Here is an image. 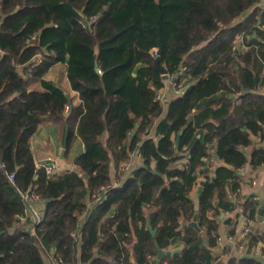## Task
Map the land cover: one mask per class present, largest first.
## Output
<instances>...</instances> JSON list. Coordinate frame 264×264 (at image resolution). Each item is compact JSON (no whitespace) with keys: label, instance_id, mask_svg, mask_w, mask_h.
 Instances as JSON below:
<instances>
[{"label":"trees","instance_id":"1","mask_svg":"<svg viewBox=\"0 0 264 264\" xmlns=\"http://www.w3.org/2000/svg\"><path fill=\"white\" fill-rule=\"evenodd\" d=\"M259 1L0 0V157L16 172L11 182L0 171V264H48L47 250L69 264H136L132 252L137 264H152L156 241L168 249L178 240L183 248L161 264H221L212 252L219 217L237 206L227 187L239 194L240 169L264 165V147L245 149L252 135L264 140V95L257 92L264 90V10L234 23ZM238 36L244 50L233 48ZM160 37V65L177 83L186 79L165 116L164 100L156 98L164 75L153 54ZM58 63L78 102L46 77ZM43 115L61 122L64 136L69 128L68 149L83 140L78 169L48 175L36 166L31 138ZM212 148L216 166L208 161ZM137 149L143 165L114 186L112 162L119 166ZM214 166L204 173L197 209L192 190L201 186L200 171ZM28 189L45 203L35 233L16 218ZM260 206L247 198L242 213L256 220ZM196 213L200 230L186 225ZM253 230L250 251L264 241V231ZM229 264L264 259L246 255Z\"/></svg>","mask_w":264,"mask_h":264},{"label":"crops","instance_id":"2","mask_svg":"<svg viewBox=\"0 0 264 264\" xmlns=\"http://www.w3.org/2000/svg\"><path fill=\"white\" fill-rule=\"evenodd\" d=\"M256 8L257 11L260 13L262 10H264V0H260L255 5H253L249 10L245 11L243 15L236 20L234 23L237 24L238 22L244 20L252 11ZM261 10V11H260ZM260 18V15L258 16V19ZM243 39V38H242ZM241 37H237L236 43L241 44L242 40ZM244 50L245 47H241V50ZM46 77L48 79L53 80L55 83L61 85L65 91L70 96H75V101H79V97L76 92L72 91L66 76V65L64 63H58L50 68V70L47 72ZM186 80V79H185ZM164 87L160 89V91L164 95V103L166 107V111L164 113V116L168 112V105L169 103L181 96L186 89V86L184 87H177L173 78L171 76L164 77ZM33 88H39L41 89V86L39 82L34 81L33 82ZM259 91H263V89H260ZM213 105H217L218 101L217 99L210 100ZM69 112V111H68ZM66 112V113H68ZM159 122V120H156V124ZM155 133V128L153 129V134ZM64 143V125L61 122L53 120L49 115H43L42 122L39 124L37 131L31 138V147L32 152L35 157L36 166H39L42 163H47L49 157H55L59 158V154L63 148ZM264 147V140L260 139V136L258 135H252V144L250 146L246 147V150L250 153L253 147ZM85 150V144L83 140L78 136L76 137L73 142L71 143L70 148L68 149L66 153V158L70 163H73V169L79 168L75 163V158L81 154ZM212 153L215 154L214 149L212 148ZM214 158V156H213ZM131 164V168L133 171L134 169L140 167L143 165V159L141 157L139 149L131 153L130 159L127 160ZM122 164L124 162H121L118 166L115 162H112L111 165V177H112V183L114 186H121L127 177L132 172H122L120 170ZM214 164L215 166L220 164L219 159L214 158ZM215 166L210 170L213 174L215 170ZM63 172L61 170L55 175H59ZM241 174V180H240V188H239V194H237L238 197H233L234 194L231 193L230 188L227 187V191L229 193V197L232 198L233 201H236V208L233 211H229L226 213L228 217L232 218L231 224H226L224 220L221 219V215L219 217V220L221 221L220 225V236H222L223 241L221 243H217L215 247L212 248L213 255L216 258V262H219L221 264H229V261L232 258H239L246 255H250L249 248H242L240 246V242L242 240V232L244 229V226L248 223L245 219L243 213H242V207L241 204L244 203L247 198H253L255 200H261L264 201V165H260L258 167H253L250 163L243 166L242 169H240ZM199 180H204V174L199 175ZM255 180V183H254ZM199 185L196 186L192 190V197L195 201L196 208L199 209ZM235 198V199H234ZM88 204V208L93 206V200L91 199V196H87L85 200ZM217 201V198H216ZM44 207V205L42 206ZM262 207V204L260 208ZM259 208V210H260ZM264 209V207H263ZM89 213L86 212L84 215L81 216V222L85 220L86 216ZM211 214V213H210ZM191 222V221H190ZM189 222V223H190ZM187 223V224H189ZM186 224V225H187ZM251 225L254 229H258L260 231H264V212L262 217L259 216V211L257 215L256 220H252ZM235 228L234 233H230L231 228ZM228 235H231L232 238H229ZM208 239L205 237V242L207 243ZM184 244L182 241L178 240L175 243L171 244L168 249L165 250H181L183 248ZM157 257V256H156ZM264 259V251L262 252V255L260 256ZM132 260L137 264L135 253L132 252ZM156 258L154 259V261ZM48 264H53L52 260L48 258ZM154 263V262H153ZM152 263V264H153ZM82 264V263H78Z\"/></svg>","mask_w":264,"mask_h":264},{"label":"built area","instance_id":"3","mask_svg":"<svg viewBox=\"0 0 264 264\" xmlns=\"http://www.w3.org/2000/svg\"><path fill=\"white\" fill-rule=\"evenodd\" d=\"M0 32H1V20H0ZM241 39H242V37H241ZM241 47H246V45L244 44V41H242L241 44L236 43L233 48H234V50H241ZM2 53L3 52H2V49L0 47V59H1ZM153 54L156 57L159 56L158 48H155L153 50ZM41 57H42L41 55L38 56V60H37L38 62H40L42 60ZM35 64L36 63H33V65H35ZM169 76H171L173 78L175 83L177 82V78L175 77V74L169 73ZM181 86L184 87L183 85H181ZM156 98L158 100H161V101L164 100L163 93L161 91H158ZM68 111H70L69 106H67V108H66V112H68ZM245 149H246V147H245ZM183 155H184L183 162L187 163L191 157V154L189 153V151L187 150L186 147L184 148ZM208 161H214V158L208 159ZM37 167L38 168H45L48 175H55V173L60 171L58 158H55V157H49L47 163H42ZM120 170L122 172H132L131 171L132 170L131 164L129 162L125 161L124 164H122ZM0 171L4 172L8 176V179L11 182H15L16 172L15 171H8L7 166H6L5 162L1 159V157H0ZM254 183H255V180H254ZM101 189L106 191L105 187H102ZM20 193H21V196L23 197V199L26 203V206H25V209L22 213L16 214V218H18L24 226L29 228L32 233H35L37 226L39 224H41L44 220L45 203H44V201L41 200L39 195L35 191H33L32 189H28L26 191H21ZM93 196L95 197L96 201L101 200V196L98 195L97 193H95ZM234 197L235 198L237 197V193H234ZM43 205H44V207H42ZM228 212L229 211H227L226 213H228ZM243 215H244V217L248 223L244 226L240 246L242 248L247 249L246 242L248 241L249 234L251 232H253L254 230H253V227L251 225L252 219H248L245 214H243ZM72 234L74 236H77L79 234V232L77 230V231H74ZM228 237L232 238L231 235H228ZM222 241H223L222 236H219L218 242L221 243ZM263 251H264V241H260L258 246L255 247L252 252H250V255L260 257L262 255ZM46 253L48 255V258H50L52 260L53 264H69L60 255H56L54 253V251H48L47 250ZM155 258H156V256L153 257L152 259H155Z\"/></svg>","mask_w":264,"mask_h":264},{"label":"water","instance_id":"4","mask_svg":"<svg viewBox=\"0 0 264 264\" xmlns=\"http://www.w3.org/2000/svg\"><path fill=\"white\" fill-rule=\"evenodd\" d=\"M256 35V33L254 34V36ZM159 53L161 54L162 53V50H163V42H162V37H160V40H159ZM156 66L158 67V69L161 70V72L163 73L164 77H169V72L168 70L165 68V67H162L160 65V58L157 57L156 58ZM136 74V73H134ZM259 94H263L264 95V92L263 91H257ZM66 95L67 97L70 99V95L66 92ZM135 134V132H132V136ZM181 137H182V132L180 133V135H178L177 137V142L179 143L180 140H181ZM68 143H69V128H67L66 130V133H65V136H64V143H63V148L59 154V158H58V162H59V166H60V170L61 172H68V171H71L73 169V163H70L67 158H66V153H67V150H68ZM214 158L217 159V155L214 154ZM224 166H227V167H230V165L228 164H223ZM205 171L209 172L210 171V168H207L205 170H201L199 174H204ZM205 184V180L201 181V186L199 187V190L198 192H201L203 190V185ZM48 202V201H47ZM46 202V203H47ZM262 207L260 208L259 210V216L262 217L263 215V207H264V201H262ZM111 213L113 214L114 213V209H112ZM221 219L224 220V222L226 224H231L232 222V218L231 217H228L226 215V213H223L221 215ZM148 225L150 226V222L148 221ZM189 226H193V227H196L198 228L199 230L201 229L198 225V213L195 214L193 220L187 224ZM150 231L152 233V235L155 237L156 234H157V229H154L150 226ZM156 247L158 249V255L156 257V260L154 261L153 264H161L162 260L167 256V255H170V254H173V253H177L179 252L180 250L179 249H176V250H165L163 248L160 247V245L158 244V242L156 241ZM256 258H259L261 259V257H257V256H254Z\"/></svg>","mask_w":264,"mask_h":264},{"label":"rangeland","instance_id":"5","mask_svg":"<svg viewBox=\"0 0 264 264\" xmlns=\"http://www.w3.org/2000/svg\"><path fill=\"white\" fill-rule=\"evenodd\" d=\"M235 44H236V42H235ZM184 81H185V80L182 79L179 83L176 82L175 84H176L177 87H180V88H181V87H182L181 85H183ZM45 256H46V258H47L46 260H47V262H48V255H47V253H46Z\"/></svg>","mask_w":264,"mask_h":264}]
</instances>
